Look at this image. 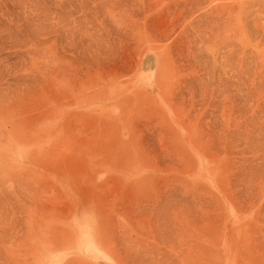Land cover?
<instances>
[{
  "label": "rangeland",
  "instance_id": "374dc122",
  "mask_svg": "<svg viewBox=\"0 0 264 264\" xmlns=\"http://www.w3.org/2000/svg\"><path fill=\"white\" fill-rule=\"evenodd\" d=\"M0 264H264V0H0Z\"/></svg>",
  "mask_w": 264,
  "mask_h": 264
}]
</instances>
